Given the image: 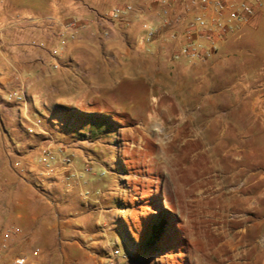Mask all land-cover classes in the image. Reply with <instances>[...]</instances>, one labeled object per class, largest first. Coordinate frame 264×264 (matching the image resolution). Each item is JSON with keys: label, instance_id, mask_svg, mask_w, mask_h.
<instances>
[{"label": "crops", "instance_id": "1", "mask_svg": "<svg viewBox=\"0 0 264 264\" xmlns=\"http://www.w3.org/2000/svg\"><path fill=\"white\" fill-rule=\"evenodd\" d=\"M2 1L9 11L46 18L40 23L17 20L6 27L5 47L0 51V95L6 93L20 110H35L38 116L27 128L29 135L48 132L43 122L52 118H56L52 122L57 132L54 137L48 136L50 140L36 136L29 141L20 135L22 129L14 116L1 118V140H4L8 161H12V152L8 151L6 138L17 146L14 167L20 166L28 178L39 181L42 187L33 189L22 177L24 174H16L18 180H13L10 172L2 175L0 171V264H15V259L20 257L25 259L24 264H107L111 247L118 248L117 242H109L106 233L99 229L100 224H104L103 216L92 212L76 214L78 206L99 204L97 199H88L85 190L77 191L75 179L86 173L85 165L78 160L68 165L58 162L50 171H44L43 166L41 170L37 165V157L50 149L56 153L57 146L70 158L80 154L85 159L81 151L74 153L63 143L67 134L58 128L68 129L72 121H66L56 104L77 108L84 101L90 105L91 99L124 80L142 78L150 80L153 86L159 74L173 76L181 72L194 79L199 76L202 87L210 88H217L218 84L214 83L220 81V91L213 95L221 94V98L218 102L202 99L198 117L201 112H212V121L218 123L221 120L215 113L220 104L226 105L232 113L230 121L239 129L238 140L253 141L250 153L264 157V143L258 152L254 142L259 128L264 132V119L258 121L260 115L256 109L259 103L264 104V45L261 51L255 52L254 46L241 42L237 46L230 41L231 32L220 37L211 31L216 49L207 59L193 63L196 68L188 65L182 52L189 43L202 51L209 48L208 41L199 34L186 39L184 21L202 15L212 27L216 19L212 5L194 6L189 0ZM263 5L239 30L254 27L262 20ZM116 8L122 13L112 18V10ZM164 15L184 19L165 30L167 36L175 35V38H167L165 42L156 38L145 44L142 38L147 28H160ZM228 15L229 12L225 17ZM70 21L76 22L72 32L64 29ZM231 44L238 48V55H220V49L232 47ZM239 66L243 70H239ZM173 88L170 87V93ZM81 89L83 97L72 99L74 91L75 97L80 96L77 93ZM189 112L184 108L185 120L192 122ZM30 144L34 145L30 147ZM33 150V153L27 152ZM35 171H40L41 176ZM61 183L66 186L60 187ZM125 255L126 252H122L121 257Z\"/></svg>", "mask_w": 264, "mask_h": 264}, {"label": "rangeland", "instance_id": "2", "mask_svg": "<svg viewBox=\"0 0 264 264\" xmlns=\"http://www.w3.org/2000/svg\"><path fill=\"white\" fill-rule=\"evenodd\" d=\"M45 18L9 11L0 0V51H4L6 27L12 22L40 23ZM261 19L254 27L231 32L230 41L261 51L264 16ZM156 29L150 42L170 38L165 28ZM234 44L220 49V55H238ZM185 57L188 65L196 68V60ZM187 76L181 72L159 74L153 86L150 80L127 79L105 89L91 99L90 105L84 101L77 108L56 104L66 121H72L70 128H58L66 131L63 143L85 157H71V163L78 160L85 165L86 173L75 179L77 191L85 190L88 199L99 202L95 207L78 206L76 214L103 216L104 224L99 229L109 242H117L121 255L126 252L120 264H264V157L250 153L253 141L238 140L239 129L230 121L232 113L226 105L220 104L215 113L221 120L218 123L212 121V112H201L198 117L202 99L218 102L221 98V94L213 95L220 91L221 82L214 83L217 88L202 87L199 76ZM5 94L0 95V122L14 116L22 129L20 135L29 141L36 136L54 137L57 130L52 120L56 118L44 119L43 128L48 132L29 135L27 128L37 113L33 108L20 110ZM75 94L72 99H81L84 91L81 89L78 97ZM184 108L190 110L192 122L185 120ZM256 109L258 121L264 119V104L259 103ZM261 131L259 128L254 140L258 152L264 143ZM2 136L0 129L1 174L8 175V171L13 180H18L16 174H24L33 189H41L39 181L28 178L20 166L14 167L17 146L6 138L12 152V161H8ZM60 148L57 146L54 152ZM37 158L39 168L50 171L61 156L50 168ZM34 173L41 176L40 171ZM160 220L166 222L165 238L157 243L155 251L143 248L150 226Z\"/></svg>", "mask_w": 264, "mask_h": 264}, {"label": "built area", "instance_id": "3", "mask_svg": "<svg viewBox=\"0 0 264 264\" xmlns=\"http://www.w3.org/2000/svg\"><path fill=\"white\" fill-rule=\"evenodd\" d=\"M194 6L205 7L206 5H212L213 12L216 15V19L213 23V26L210 27L202 15L196 16L194 19L184 21L180 16L170 18L168 16H163L161 18V27L169 28L173 25H178L180 22L184 21L187 25V30L184 32V35L187 40L191 39L192 35L199 34L201 38H205L209 43V48L204 51L198 49L195 45L189 43L184 49L183 53L192 60L202 61L207 59L210 54L215 51L216 45L211 31H214L220 37L225 35L228 32L237 31L240 28V25L244 23L257 9H259L264 0H189ZM130 7H126V10H129ZM229 12V15L225 17L226 13ZM122 13V10L119 8L113 9L111 16L112 18H117ZM65 31L72 32L75 29V22H70L65 26ZM157 29L148 28L145 35L143 36V42H150L155 34ZM170 38H175V35H170ZM38 125V122L35 123V126ZM31 131V130H30ZM60 155V163L62 165H68L71 163V158L68 155H65L63 148H60L57 154L50 151H45L39 158V163L50 168L57 160V156ZM1 250V246H0ZM121 254L120 250L116 245L112 246L109 254L107 264H120ZM15 264H24L25 259L23 257L17 258L14 261Z\"/></svg>", "mask_w": 264, "mask_h": 264}, {"label": "trees", "instance_id": "4", "mask_svg": "<svg viewBox=\"0 0 264 264\" xmlns=\"http://www.w3.org/2000/svg\"><path fill=\"white\" fill-rule=\"evenodd\" d=\"M166 233V222L164 220H160L157 224L151 225L149 236L146 238L142 247L145 249L152 248L155 251L157 243L165 238Z\"/></svg>", "mask_w": 264, "mask_h": 264}]
</instances>
